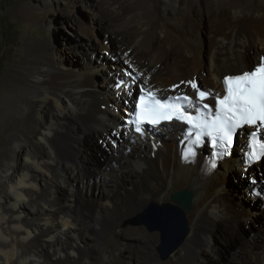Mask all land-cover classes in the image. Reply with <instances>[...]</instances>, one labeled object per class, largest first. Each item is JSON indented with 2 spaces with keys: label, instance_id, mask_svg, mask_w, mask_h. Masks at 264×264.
I'll use <instances>...</instances> for the list:
<instances>
[{
  "label": "bare ground",
  "instance_id": "obj_1",
  "mask_svg": "<svg viewBox=\"0 0 264 264\" xmlns=\"http://www.w3.org/2000/svg\"><path fill=\"white\" fill-rule=\"evenodd\" d=\"M34 1L19 7V12L25 20L46 27L50 26L49 11L61 5L69 10L77 7L75 0ZM87 2L82 16L90 26L87 20V25L76 22L74 26L84 38L85 59L75 62L72 55L69 60L74 63H67L66 50L76 40L69 38L64 49L52 48V43L61 42L51 32L54 42L29 39L20 62L3 75L12 90V103L4 97L1 107L9 111L12 106V126L19 120L29 125L34 117L45 122L38 132L14 126L6 139V126L0 129V264H110L92 236L115 229L122 220L146 210L150 202L168 204L164 202L181 189L193 192L190 209L183 213L188 229L167 264H216L207 255L216 234L233 235L241 226L245 231L243 224H250L255 214L261 225L254 218L259 225L254 227L256 237L239 264H264L263 195L255 194L260 190L257 183H249L253 177L264 179V151L247 176V163H241L247 151L245 133L252 127L239 130L231 155L203 177L199 154L195 160L181 161V126L172 123L150 131L147 137L139 136L132 130V112L128 111L132 104L124 102L132 97L122 95L128 89L135 93L141 82L161 96L193 95L190 86L169 90L172 84L192 78L213 93L212 99L222 94L223 75L240 74L264 56V0ZM52 21L59 25L56 18ZM96 22L102 23L101 33ZM54 49L63 50L61 57L66 60H58ZM125 60L143 81L132 84ZM116 79L127 81L125 87L115 89ZM120 128L127 135L113 147L108 137ZM88 145L96 152L106 149L100 165L95 164ZM202 152L205 155L206 148ZM232 175L238 180L236 198L228 191ZM126 234L122 236L128 238ZM154 241L143 239L133 258L143 264L154 262L158 242Z\"/></svg>",
  "mask_w": 264,
  "mask_h": 264
},
{
  "label": "snow or ice",
  "instance_id": "obj_2",
  "mask_svg": "<svg viewBox=\"0 0 264 264\" xmlns=\"http://www.w3.org/2000/svg\"><path fill=\"white\" fill-rule=\"evenodd\" d=\"M128 54L126 53L125 56ZM129 70L127 75L135 85L137 81H143L142 75H136L130 69V62L125 60ZM125 72H121V77ZM127 81L121 79L116 85L118 89L124 88ZM184 85L191 87L193 95L186 92L180 95L161 96L159 92L148 88L145 83H139L138 89L133 93L130 89L122 95L131 96V100H125V104L131 103V111L134 113L135 133L139 136L147 137L157 128L168 127L172 123H178L181 131L192 142V148L183 154V159L200 156L204 158L202 149L208 147V157L215 156L217 159L210 165L209 174L218 166L221 156L229 157L235 144V137L239 130L251 126L255 131L246 132V136H251V151L246 158L245 176L252 170L255 163L261 161V150H264V143L256 140L259 135L264 140V56H261L254 66L240 74L223 75L224 92L215 94L202 89L195 78L181 80L178 84H172L170 91H178ZM102 107H104L102 105ZM125 124L128 121L124 122ZM127 133L122 128L110 133L108 139L113 147ZM153 149L156 144L153 143ZM258 182L256 177L249 180L255 185Z\"/></svg>",
  "mask_w": 264,
  "mask_h": 264
},
{
  "label": "rangeland",
  "instance_id": "obj_3",
  "mask_svg": "<svg viewBox=\"0 0 264 264\" xmlns=\"http://www.w3.org/2000/svg\"><path fill=\"white\" fill-rule=\"evenodd\" d=\"M33 1L34 0H0V129L2 127L6 126V130H5L4 135H3L4 139H6L7 136L10 133H12L13 129H15L14 126L19 125L24 130H33L35 132H38L41 130V127H43L44 122H45V118H42V120H40V119H37V117H34L33 121L29 125L26 124L25 122H22L19 120L15 123L16 125L14 124L12 126V106L9 107V111L8 110L5 111L1 107V104L3 101L2 99L4 97H7L9 99V101L12 103V90H9L6 87V84L3 80V75L6 71V69H8L10 66L15 65V64L20 62V59L22 58V56L24 55V52H25V45L24 44L29 39H33L34 41L51 39V41H53L51 35L54 32L56 34L57 42H61V43L60 44L52 43V48H54V47L56 48L57 46L60 45L64 49L65 46H67L70 43V42L69 43L67 42L68 43L67 45L65 43L69 38L73 37L74 39L73 38L72 39L76 40V41H73L74 43H72V41H71L72 39H71L70 40L71 44L69 45L70 47L68 48V50H66L67 53L69 52L68 53L69 56L67 54L65 56V57H67L66 59H68L66 61L67 63L70 61L69 59L72 58V55H73L72 59L75 62H77V60L80 61L82 58L85 57V56L83 57V55H82V51H83V49H82L83 44L82 43H83L84 38L81 35H79V33L77 31L74 30V26H75L76 22L80 23V24H84V25H87L89 23L88 25L90 26L91 23L88 22V18L86 16H82L83 11L86 12L85 8L88 5L87 3H89V2H87V0H75V4L77 6L76 9H74L75 7H73V9L71 8L72 10L70 9L71 10L70 11L69 7L61 5L55 11H49L48 15H49V17H50V15H52V17L51 18L47 17V19L50 20V26L46 27L44 25H39V24L30 22V21H27L20 14V12H19L20 8L19 7H21L23 5H27L28 3L31 4V3H33ZM77 10H78V12H77ZM57 13L59 14V16ZM62 17L65 19L66 22L63 20ZM52 18H54V19L56 18L59 25L54 26L55 24L54 25L52 24V22H53ZM86 20L88 23L84 22ZM91 21H93V20H91ZM100 23L101 22L94 23L97 27V31H99L98 33H101L102 23L101 24ZM51 24H52V26H51ZM70 28H72V29H70ZM207 32H208V19L206 18L204 21L205 53H207V45H208ZM105 35H107V34L105 33ZM54 40H55V37H54ZM107 40H108V37L106 36L103 38L102 41H103V43L106 44L105 41H107ZM75 42L78 44H75ZM57 49H59V48H57ZM61 52L63 53V50ZM61 52H59V50L57 51L56 49L53 50V53H55L54 55L56 56V58L58 60L64 61V60H66V59H64L65 57L63 56V55H65V53H63V55L61 57ZM76 56H79L80 59H76ZM89 59H91L93 61L95 58L92 59L89 57ZM73 61H70V62H73ZM246 70H249V68ZM136 75H138V74H136ZM97 76H99V75L96 74V77ZM120 81H121V79H116V81H115L114 88L117 90H118V88L116 87V85ZM198 85L202 86V88L205 87V85L202 82ZM171 129L172 128H170L168 130H171ZM88 147L93 149V147L90 145H88ZM103 150L105 151L106 149L103 148ZM103 150L100 149V152L99 151L96 152V149L94 148L93 151L90 153L91 155L94 156L93 158L95 160V164L100 165L103 162V155L104 154H101V153H103ZM126 153H127V151H126ZM262 168L264 169V165H262ZM263 173H264V171H263ZM231 177L229 179L228 191L230 190L229 192H230V195L232 196V198H236V196H237L236 194L238 192V190H236L237 189L236 185H237L238 180H236L234 175H232ZM230 184H231V186H230ZM257 185H258V188H260V190L258 191V188H257L255 190V192L256 191H258V192L255 194H257L258 196L263 195V197H260V201H261V203H264V188H263L264 187V179H261V178L258 179ZM234 189L236 190V192ZM164 203H173V202L170 199V201L164 202ZM151 204H152V202L148 203L147 206L148 205L150 206ZM156 204L162 205L163 203H156ZM245 207H246V204L242 208L244 209ZM144 211H145V209L144 210L142 209L138 213H135V214L127 217L126 219L122 220V222H120L115 227V229H113V230L111 229L109 231H105V233L103 232V233H100L99 235H97V234L93 235V233L92 234L90 233L91 235H93L92 237L98 243L97 245L104 249L106 255L110 259V264H143V263H140L139 261H136L137 259L133 258V255L136 251V245L139 244L143 239H150V240L152 239V241L156 240V241H154L155 243L158 241L157 244H154V252H155L156 260L154 262H152L153 264H167V263H170L172 261L171 254H169L166 258H162L160 255L159 247L161 246V241H162L160 231L157 229H150L148 227V225H146L145 223H143V222L138 223L136 221L138 218H141ZM258 216L259 215L255 214L252 217L253 219L252 218L250 219V221H249L250 224H243V227H245V231L243 230L244 228L242 229V226L240 227L241 229L239 228L240 230H242V232H246L245 234L242 233L240 230H238L233 235L224 236L223 234H221L219 229H217V231H219V233H217L215 236L216 238L213 239L214 242L213 241L211 242L212 251L207 254L208 257L211 259L214 257L215 258L214 261L217 262L216 264H234V263L239 264L240 257L244 254V251H246V248L250 245L251 240L256 237V232H257L256 229H258L259 225H261L260 224L261 218H259ZM257 217L259 220L257 219ZM254 218H256L259 222L256 221V219H254ZM255 222L256 223L258 222L259 225L256 224ZM186 224L188 226V223H186ZM252 225H253V227H252ZM251 227H252V229H251ZM187 229H188V227H187ZM87 230H89V228ZM246 230L248 231V233ZM127 231H128V233H127ZM123 234H126L127 236L130 235L129 237H139V238L138 239L129 238V237L126 238V237L122 236ZM246 234H248V235H246ZM234 238H236L238 243L234 240ZM230 239H232V240H230ZM232 241L236 245H234V243ZM241 241H242V243H241ZM230 242L232 243V245ZM229 245L232 246L230 249H229V247H230ZM226 246H228V247H226ZM234 246H236V247H234ZM225 247H226V249H225ZM171 251H170V253H171ZM220 251H221V253H220ZM226 251L229 253L230 256L228 255V253ZM222 252L224 254V257H222ZM238 255H240V256H238ZM225 258L227 260H225ZM220 259H222V261ZM223 261H225V262H223ZM229 262H232V263H229ZM152 263H150V264H152Z\"/></svg>",
  "mask_w": 264,
  "mask_h": 264
},
{
  "label": "water",
  "instance_id": "obj_4",
  "mask_svg": "<svg viewBox=\"0 0 264 264\" xmlns=\"http://www.w3.org/2000/svg\"><path fill=\"white\" fill-rule=\"evenodd\" d=\"M171 201L164 205L151 204L136 221L145 223L150 229H157L161 234L160 255L166 258L170 251L176 248L183 240L187 224L184 212L191 206L193 192L181 189L171 195Z\"/></svg>",
  "mask_w": 264,
  "mask_h": 264
},
{
  "label": "clouds",
  "instance_id": "obj_5",
  "mask_svg": "<svg viewBox=\"0 0 264 264\" xmlns=\"http://www.w3.org/2000/svg\"><path fill=\"white\" fill-rule=\"evenodd\" d=\"M21 199H26V197H20ZM65 227H67L68 226V224H67V222L65 223V225H64ZM0 254H3V253H0ZM22 264H26V262H22Z\"/></svg>",
  "mask_w": 264,
  "mask_h": 264
}]
</instances>
